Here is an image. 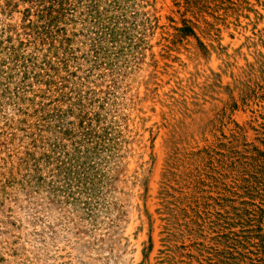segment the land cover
Wrapping results in <instances>:
<instances>
[{
    "label": "rangeland",
    "instance_id": "374dc122",
    "mask_svg": "<svg viewBox=\"0 0 264 264\" xmlns=\"http://www.w3.org/2000/svg\"><path fill=\"white\" fill-rule=\"evenodd\" d=\"M72 1L55 52L35 32L39 0H0V264H264L222 254L220 230L244 209L237 170L262 149L264 0ZM13 53L66 82L24 81ZM61 110L60 129L46 123ZM96 114L114 147L89 200L65 169L56 177L52 145L83 158ZM27 152L39 175L19 169Z\"/></svg>",
    "mask_w": 264,
    "mask_h": 264
},
{
    "label": "trees",
    "instance_id": "16d2710c",
    "mask_svg": "<svg viewBox=\"0 0 264 264\" xmlns=\"http://www.w3.org/2000/svg\"><path fill=\"white\" fill-rule=\"evenodd\" d=\"M75 3L72 0H39V10L37 17L41 23V26L35 28L36 25L33 22L30 24L31 27L36 29L35 32L37 36H46V38L51 37L53 51L55 52L61 51L68 41L67 39H61L60 41H58L59 39L56 38L53 39L54 37L52 36H54L58 31V28L57 31H55V27H58V24L62 22L66 16L64 14L68 13V11L74 10L73 7H75ZM88 11L91 13H96L97 4L92 3L89 5ZM101 29L103 30V28ZM191 30L192 29L186 31H188V33H192ZM106 35L109 36V39L113 42L116 40L115 31H111L107 32L105 35L102 34L99 37V43L106 40ZM58 43L60 46H57ZM12 60L15 62V64L20 63V65L23 67L24 81L30 78V76L33 74L34 78L42 82L46 77L48 79L51 78L52 80L48 83L44 81V84L47 85H52V83L54 84L55 81H53V79H55V77H57L59 80H62L61 82L63 83L66 82L65 79L60 76V69L56 70L50 66V68L41 69L42 71L39 73H34V71L32 72L33 69L30 71V67H34V64H31L32 61L30 58L18 53H13ZM67 62V59H64L63 62H61V65H64V69H67ZM50 70L53 71L52 75ZM66 78L68 79V76ZM8 79H12L11 75L8 77ZM1 97L2 96H0V106H2ZM68 113L69 112L63 110L54 111L52 116L45 118V121L46 123L50 122L49 120L55 121L57 123V127H59L58 124L60 123L59 125H61L63 116L67 115ZM88 121V125L81 126V136L83 137V140L79 143L80 145L77 143L78 147H86V154L83 158H81L80 155H77V157L76 155L69 153L66 150L65 145L61 144L60 142H56L52 145V153L54 156H57L56 158H53V165L55 166L54 170L57 172L56 177L58 178L62 174V170L65 169V184L71 186L72 181H76L75 186L76 188L80 189V192L78 193L86 194L88 195L89 200H93V198L97 196L96 193L100 194L101 191L99 190L97 192L96 188H94L96 182L95 179H97L98 173L100 172L98 169L99 167L96 166L98 165L97 161L101 162V164L98 165L100 167L103 165V163L105 164V158L102 160H100V158L103 154H106V152L111 153L114 146L111 144L112 136L111 132L108 131V128H103L96 125L97 122H101L100 117L97 116V114L94 115L93 118H89ZM259 142L262 149L255 147L254 150H252V156L249 157L250 164L248 165V170L243 172L241 169L237 170L238 178L235 179L234 183L236 192L233 196L236 197V201L241 198L244 199L241 203V206H244V209L238 211V213L235 214L233 218H231L230 222H227L230 220L228 216L222 215L221 217L223 220L220 227V230L222 231H220L221 237L226 238V240L223 241V250L221 253H227L229 257L233 258L234 255L240 256L239 251L244 249L247 250L249 254L253 255V257H255L254 259L250 258L252 263L264 262V233L262 228L264 224V211L262 203H256L257 200H262V196L260 195L262 190L256 185V183H258V180H262L264 178V137L263 139L259 140ZM49 159L50 157H48V160ZM20 163L19 169L24 170L26 172L25 175L27 174L29 168L32 169V171L37 175L40 174L38 161L34 159L33 154L27 152L25 158L20 160ZM25 175L23 178L26 177ZM257 175H261L263 177L258 179L259 177ZM29 177L30 176H28V179ZM103 177H105L104 173L103 175H99L100 180H102ZM33 179L38 180V182L41 181V183L44 182L37 176H34ZM243 193L246 195L245 198L243 197ZM225 215H228V212H225ZM230 229L238 230L237 232H232ZM227 231H229L230 236L227 235ZM227 249H229V252H226ZM226 259L230 260L228 257H226Z\"/></svg>",
    "mask_w": 264,
    "mask_h": 264
}]
</instances>
